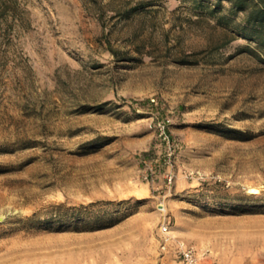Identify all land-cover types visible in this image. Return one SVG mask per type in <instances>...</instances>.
I'll return each instance as SVG.
<instances>
[{
	"label": "rangeland",
	"instance_id": "obj_1",
	"mask_svg": "<svg viewBox=\"0 0 264 264\" xmlns=\"http://www.w3.org/2000/svg\"><path fill=\"white\" fill-rule=\"evenodd\" d=\"M16 1L0 28V264H179L162 220L207 249L201 264H264V49L190 0ZM164 115L179 146L157 193L140 160Z\"/></svg>",
	"mask_w": 264,
	"mask_h": 264
},
{
	"label": "built area",
	"instance_id": "obj_2",
	"mask_svg": "<svg viewBox=\"0 0 264 264\" xmlns=\"http://www.w3.org/2000/svg\"><path fill=\"white\" fill-rule=\"evenodd\" d=\"M171 118L168 115L155 117L149 124L158 142L154 156L141 158L140 177L157 193H169L175 180V157L179 142L171 135L169 127ZM159 247L165 251L170 246L179 264H200L207 255L206 248L196 249L183 239L170 234L169 224L162 220L158 226Z\"/></svg>",
	"mask_w": 264,
	"mask_h": 264
},
{
	"label": "trees",
	"instance_id": "obj_3",
	"mask_svg": "<svg viewBox=\"0 0 264 264\" xmlns=\"http://www.w3.org/2000/svg\"><path fill=\"white\" fill-rule=\"evenodd\" d=\"M193 7L203 9L215 16L217 23L230 32L248 40H253L264 49V0H190ZM226 1L227 6L221 2ZM135 7L126 9L128 15ZM237 14L240 17L237 19ZM21 20L18 15L16 0H0V28L7 26L8 19ZM264 206V204H261ZM62 204L56 205V211L51 212L47 220L62 222L65 211H59ZM255 207V206H254ZM256 208V207H255ZM67 213V212H66Z\"/></svg>",
	"mask_w": 264,
	"mask_h": 264
},
{
	"label": "crops",
	"instance_id": "obj_4",
	"mask_svg": "<svg viewBox=\"0 0 264 264\" xmlns=\"http://www.w3.org/2000/svg\"><path fill=\"white\" fill-rule=\"evenodd\" d=\"M204 258H206V257H204ZM204 258H202V259L200 260V264H201V262L203 261Z\"/></svg>",
	"mask_w": 264,
	"mask_h": 264
}]
</instances>
